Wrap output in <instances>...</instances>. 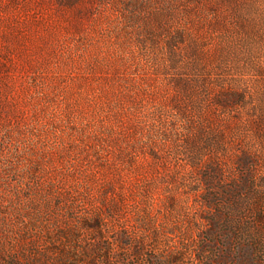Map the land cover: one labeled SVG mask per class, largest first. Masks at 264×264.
<instances>
[{"label": "rangeland", "instance_id": "1", "mask_svg": "<svg viewBox=\"0 0 264 264\" xmlns=\"http://www.w3.org/2000/svg\"><path fill=\"white\" fill-rule=\"evenodd\" d=\"M0 264H264V0H0Z\"/></svg>", "mask_w": 264, "mask_h": 264}]
</instances>
